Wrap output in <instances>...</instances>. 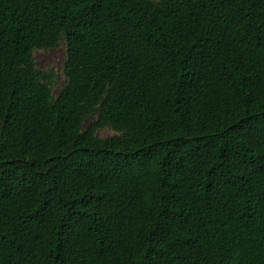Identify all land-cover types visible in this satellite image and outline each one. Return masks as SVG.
I'll list each match as a JSON object with an SVG mask.
<instances>
[{
	"label": "trees",
	"instance_id": "1",
	"mask_svg": "<svg viewBox=\"0 0 264 264\" xmlns=\"http://www.w3.org/2000/svg\"><path fill=\"white\" fill-rule=\"evenodd\" d=\"M0 264H264V0H0Z\"/></svg>",
	"mask_w": 264,
	"mask_h": 264
},
{
	"label": "rangeland",
	"instance_id": "2",
	"mask_svg": "<svg viewBox=\"0 0 264 264\" xmlns=\"http://www.w3.org/2000/svg\"><path fill=\"white\" fill-rule=\"evenodd\" d=\"M66 42L61 40L59 45L54 49L35 51L36 63L40 69L52 71L55 74L54 92L57 94L60 89L67 83V77L63 68L66 60ZM88 125V122L86 123ZM98 134L103 137L116 134L112 128L106 127L98 130Z\"/></svg>",
	"mask_w": 264,
	"mask_h": 264
}]
</instances>
